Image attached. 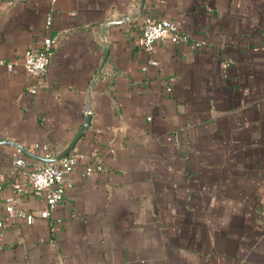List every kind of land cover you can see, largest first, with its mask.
Listing matches in <instances>:
<instances>
[{
  "label": "crops",
  "instance_id": "crops-1",
  "mask_svg": "<svg viewBox=\"0 0 264 264\" xmlns=\"http://www.w3.org/2000/svg\"><path fill=\"white\" fill-rule=\"evenodd\" d=\"M146 15L189 40L143 50ZM45 36L34 79L22 52ZM0 58V139L54 154L90 113L48 217L37 159L0 143L2 192L34 213L4 218L0 264H264V0H0Z\"/></svg>",
  "mask_w": 264,
  "mask_h": 264
},
{
  "label": "built area",
  "instance_id": "built-area-1",
  "mask_svg": "<svg viewBox=\"0 0 264 264\" xmlns=\"http://www.w3.org/2000/svg\"><path fill=\"white\" fill-rule=\"evenodd\" d=\"M51 21L50 16L46 18V24ZM170 37L173 42L179 40L187 41L189 37L186 33L179 32L175 23L169 18H154L151 16L143 17L142 29L138 36L140 47L152 53L154 43L164 37ZM53 40L49 36H45L42 40V45L38 48L27 47L22 52L21 63L31 77L39 78L50 64V48ZM197 45L198 42H193ZM148 62L156 64L157 60L153 56H149ZM0 65L7 70L14 68L15 62L9 59L0 58ZM35 91V87L32 88ZM29 151L35 152L37 149L43 151V156H50L53 153L48 150L46 144L34 143L29 146ZM84 152L74 150L72 148L67 154L54 162L35 161L34 165L28 170L26 181L34 190L43 192L46 202L44 208L40 210L42 217H48L57 203L63 200L65 186L63 184L64 174L70 171L76 164L82 162ZM28 160L22 154L15 155L12 158V163L15 166H26ZM85 174H91L102 170L103 166L99 158L84 162ZM3 185L0 183V246L1 235L4 225V218H15L22 216L26 222H32L34 213L26 211L19 207L18 202L21 194L24 192V187L21 184H15L10 192H2Z\"/></svg>",
  "mask_w": 264,
  "mask_h": 264
},
{
  "label": "water",
  "instance_id": "water-1",
  "mask_svg": "<svg viewBox=\"0 0 264 264\" xmlns=\"http://www.w3.org/2000/svg\"><path fill=\"white\" fill-rule=\"evenodd\" d=\"M119 20H108L105 21L102 25H101V34H104L105 28L108 25L111 24H115L118 23ZM90 121V113L86 112L84 119L81 123V125L79 126V128L77 129V131L73 134V136L71 137V139L69 140V142L66 144V146L64 148H62L61 150L55 152L54 154L50 155V156H43L40 154H36L33 153L25 148H23L22 146H20L19 144L12 142L8 139H0V143H12L15 146L19 147L24 153L28 154L29 156L42 161V162H54L57 161L59 158H61L62 156H64L65 154H67L75 145V143L77 142V140L84 134L86 128L88 127Z\"/></svg>",
  "mask_w": 264,
  "mask_h": 264
}]
</instances>
